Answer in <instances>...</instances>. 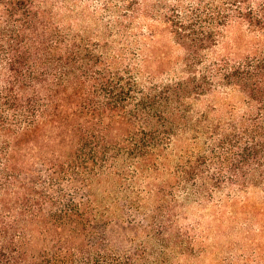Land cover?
<instances>
[{
  "label": "trees",
  "instance_id": "1",
  "mask_svg": "<svg viewBox=\"0 0 264 264\" xmlns=\"http://www.w3.org/2000/svg\"><path fill=\"white\" fill-rule=\"evenodd\" d=\"M71 1L0 0V264H174L171 256L193 253L190 231L168 238L182 202L264 185V0H200L193 26L164 13L187 55L186 73L161 83L133 62L117 67L126 56L108 39L64 26L54 10ZM123 4L105 21L113 37L149 12L141 0ZM233 27L255 39L254 51L232 55L242 48ZM218 90L239 94L247 111L224 125L197 110ZM166 171L169 181L150 189L161 196L148 239L109 244L119 219L92 186L111 177L125 206L140 210L137 179Z\"/></svg>",
  "mask_w": 264,
  "mask_h": 264
},
{
  "label": "rangeland",
  "instance_id": "2",
  "mask_svg": "<svg viewBox=\"0 0 264 264\" xmlns=\"http://www.w3.org/2000/svg\"><path fill=\"white\" fill-rule=\"evenodd\" d=\"M141 1L149 9L147 15L136 16L130 23L131 27L119 30L114 37L106 33L105 21L114 20L117 9L124 5V0H72L63 7H56L54 12L64 26L71 25L75 32L81 33L87 39L100 42L108 39L110 52H120L126 56V59L116 62L117 67H125L131 62L138 64L141 77L152 80V83L167 82L184 75L187 49L180 44L170 25L164 22V13L173 17L181 15L185 25L193 26V15L199 11L200 0ZM205 1L213 6L217 3V0ZM176 22L179 23L177 20ZM242 31L239 27H233L229 31V37H239L242 46L233 50L234 57L240 58L249 51H254L249 42L254 38ZM137 52L143 55V59H133ZM148 74L152 75L150 79ZM227 102L232 103L235 108L226 106ZM209 104L215 106L208 109ZM196 108L208 112L217 121H223L224 125L231 118L238 119L247 111V106L239 94L219 90L202 99ZM198 144L192 145L186 141L181 143L186 151L191 149L195 152L199 150ZM173 165L174 163L169 164L170 167H174ZM168 175L169 171L150 173L137 179L136 187L141 190L139 196L143 202L140 210L125 206L128 193L125 190L120 191L111 177H104L102 184L92 186V192L100 206H109L110 216L119 219L110 230L109 244L128 248L148 239L146 225L151 221L150 215L161 196L156 192L150 193V189L169 181ZM170 181L174 182L175 179ZM197 198L191 202H182L176 208V225L169 230L168 238L175 240L178 229L185 228L184 230L190 231V239H185V244L193 249V253L171 256L170 260L174 264H264L263 184L251 185L243 190L232 187L216 192L213 199L203 195H197ZM129 217L141 221L140 224L130 223ZM176 245L174 244L175 248Z\"/></svg>",
  "mask_w": 264,
  "mask_h": 264
}]
</instances>
